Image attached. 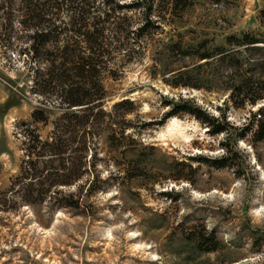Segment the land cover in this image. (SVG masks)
Segmentation results:
<instances>
[{"label":"rangeland","instance_id":"rangeland-1","mask_svg":"<svg viewBox=\"0 0 264 264\" xmlns=\"http://www.w3.org/2000/svg\"><path fill=\"white\" fill-rule=\"evenodd\" d=\"M100 1L87 18L115 7L125 46L109 33L102 105L37 163L68 185L25 180L26 137L65 111L35 91L26 32L0 40V264H264V0Z\"/></svg>","mask_w":264,"mask_h":264},{"label":"trees","instance_id":"trees-1","mask_svg":"<svg viewBox=\"0 0 264 264\" xmlns=\"http://www.w3.org/2000/svg\"><path fill=\"white\" fill-rule=\"evenodd\" d=\"M91 0H0V40L5 46L13 45L19 31L26 32L28 44L21 51L28 59L29 65L35 66V91L45 99L54 98L62 105L65 113L54 123L53 136L49 140H43L41 136L32 131L26 137V152L28 159L22 170L25 171V180L29 179V185L50 180L54 185H68L76 178L68 174L49 172L38 173V160L42 157H54L63 155L68 148L73 134L81 124L89 122L91 112L95 107L102 105L105 88L102 84L101 75L108 67L110 47L113 45V37L117 38L118 48L122 49L125 44L121 40L124 30L121 23L115 17V7L103 9L100 7L96 17H88V8H91ZM129 5L120 4L119 0H103L99 3L110 6L115 3L118 8H136L141 0H130ZM69 3V4H67ZM70 7L72 15L69 19L64 16V6ZM185 0H172V9L185 8ZM149 8V7H148ZM154 6H150L153 12ZM67 11H69L67 9ZM120 18V17H119ZM113 34V37L110 34ZM83 36V40L79 37ZM85 42L86 46L82 45ZM22 52V53H21ZM29 53V54H28ZM204 58H209V55ZM92 79L91 87L88 80ZM235 87L231 94L235 100ZM94 92L90 95L89 92ZM264 98V93H257L251 99L252 103ZM244 101V100H243ZM239 104L238 101H234ZM117 105V104H115ZM176 111L170 112V115ZM40 116V117H38ZM37 120H46L44 111L34 113ZM253 124L256 125V134L264 138V109L254 114ZM226 131V127L218 125L214 133ZM88 136L83 137V168L87 162ZM229 151V149H228ZM23 175V174H22ZM80 175V174H79ZM24 176V175H23ZM29 176V177H28ZM81 177V176H79ZM77 176V179H79ZM26 183H22L21 186ZM40 196L44 191L40 190ZM34 193H29L31 196ZM43 199V198H42ZM28 200V199H27ZM28 202H31L28 200Z\"/></svg>","mask_w":264,"mask_h":264}]
</instances>
